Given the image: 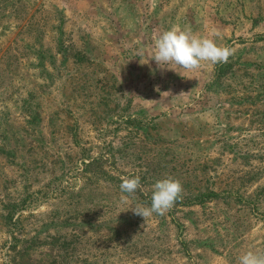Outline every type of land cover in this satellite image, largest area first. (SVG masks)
<instances>
[{
  "label": "rangeland",
  "instance_id": "rangeland-1",
  "mask_svg": "<svg viewBox=\"0 0 264 264\" xmlns=\"http://www.w3.org/2000/svg\"><path fill=\"white\" fill-rule=\"evenodd\" d=\"M0 264H264V0H0Z\"/></svg>",
  "mask_w": 264,
  "mask_h": 264
},
{
  "label": "trees",
  "instance_id": "trees-1",
  "mask_svg": "<svg viewBox=\"0 0 264 264\" xmlns=\"http://www.w3.org/2000/svg\"><path fill=\"white\" fill-rule=\"evenodd\" d=\"M226 65L224 67H222L221 69H219L217 72H216V75L217 76H220L222 75V73L224 72V69H225ZM203 196V195H202ZM205 196H208V195H205Z\"/></svg>",
  "mask_w": 264,
  "mask_h": 264
}]
</instances>
